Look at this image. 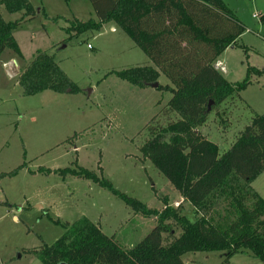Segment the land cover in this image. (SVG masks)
I'll list each match as a JSON object with an SVG mask.
<instances>
[{
	"label": "rangeland",
	"instance_id": "374dc122",
	"mask_svg": "<svg viewBox=\"0 0 264 264\" xmlns=\"http://www.w3.org/2000/svg\"><path fill=\"white\" fill-rule=\"evenodd\" d=\"M222 1L245 32L218 59L225 67L220 73L231 83H243L249 76L250 84L239 99L212 112L199 130L217 146L220 156L230 150L253 116L264 114V0ZM30 3L37 12L35 19L25 20L13 32L23 58L11 50L0 55V264H41L31 252L53 245L65 233L66 223L84 217L127 249L157 224L156 218L133 212L92 181L40 173L41 169H87L150 209L162 211L165 199L173 208L182 206L194 222L193 207L182 204L180 194L140 152L148 139L145 127L177 120L162 114L172 95L153 87H134L110 74L153 67L152 62L118 27L116 32L105 25L98 33L67 34L70 21H98L88 0ZM2 8L8 21L23 16ZM38 51L54 56L75 92L23 95L18 77ZM11 59L18 61L19 71L11 70L12 64L7 68ZM158 83L172 86L163 75ZM169 138L167 134L161 139ZM21 165L25 167L18 170ZM252 187L264 200V172ZM225 208L221 204V212ZM191 257L196 264H262L249 252L229 260L222 252L189 253L183 262L195 264Z\"/></svg>",
	"mask_w": 264,
	"mask_h": 264
},
{
	"label": "trees",
	"instance_id": "16d2710c",
	"mask_svg": "<svg viewBox=\"0 0 264 264\" xmlns=\"http://www.w3.org/2000/svg\"><path fill=\"white\" fill-rule=\"evenodd\" d=\"M88 1L98 21H70L67 34L98 33L105 25L116 26L154 66L110 74L138 88L159 84L162 75L172 85L159 84L157 89L172 95L163 116L177 120L166 126L151 123L145 127L148 139L140 152L180 194L182 204L193 207L196 219L189 221L183 207L173 208L167 199L162 211L150 209L84 168L53 172L41 169L40 173L92 181L133 212L156 218L157 224L140 243L127 249L84 217L73 224L66 223L65 233L53 245L31 254L41 264H185L182 258L189 253L222 252L229 260L249 252L264 264V200L252 187L264 172V114L253 116L222 156L199 131L212 112L227 101L239 99L250 84L249 76L243 83H231L214 66L245 32L243 24L222 0ZM2 7L11 14L24 15L15 22H6ZM36 13L29 0H0V55L11 50L23 58L13 32L25 20L35 19ZM18 85L24 96L76 90L54 56L42 51L26 65ZM167 134L169 140H162ZM221 204L226 205L222 212Z\"/></svg>",
	"mask_w": 264,
	"mask_h": 264
},
{
	"label": "crops",
	"instance_id": "0c3cea01",
	"mask_svg": "<svg viewBox=\"0 0 264 264\" xmlns=\"http://www.w3.org/2000/svg\"><path fill=\"white\" fill-rule=\"evenodd\" d=\"M30 1V0H29ZM1 15H2V17H3V19L6 21V22H13V21H8L7 19H6V17H5V15H4V12H3V8H1ZM23 15H24V13H23ZM23 17V16H22ZM20 20V19H19ZM17 21V20H16ZM15 22V21H14ZM111 27V29L114 31V32H116V26H110ZM221 57V56H220ZM219 57V58H220ZM218 58V59H219ZM219 62V61H218ZM10 64H12L13 65V67L14 68H12L11 70H13V71H15L14 69H16L17 71H19V66H18V61L16 60V59H11V61L9 62ZM9 63H5V64H9ZM4 64V65H5ZM11 67V66H10ZM9 66L7 67V68H10ZM12 72V71H11ZM10 76H13V74H10ZM16 77H17V75H16ZM224 77V76H223ZM18 83V82H17ZM50 170H52V169H50ZM56 170V169H55ZM58 170V169H57ZM180 199H181V201L183 202V199L181 198V197H179ZM190 262L191 263H195V261L193 260V258L191 257L190 259ZM185 264H187L186 262H185ZM196 264V263H195Z\"/></svg>",
	"mask_w": 264,
	"mask_h": 264
},
{
	"label": "built area",
	"instance_id": "2783aa9c",
	"mask_svg": "<svg viewBox=\"0 0 264 264\" xmlns=\"http://www.w3.org/2000/svg\"><path fill=\"white\" fill-rule=\"evenodd\" d=\"M89 48H90V46H89ZM11 64L9 63V64H6V66L8 67V66H10ZM215 68L218 70V71H221V72H224V66H223V64H222V62H216L215 63Z\"/></svg>",
	"mask_w": 264,
	"mask_h": 264
},
{
	"label": "water",
	"instance_id": "95a60500",
	"mask_svg": "<svg viewBox=\"0 0 264 264\" xmlns=\"http://www.w3.org/2000/svg\"><path fill=\"white\" fill-rule=\"evenodd\" d=\"M152 87L157 89L158 88V84H154V85H152Z\"/></svg>",
	"mask_w": 264,
	"mask_h": 264
}]
</instances>
